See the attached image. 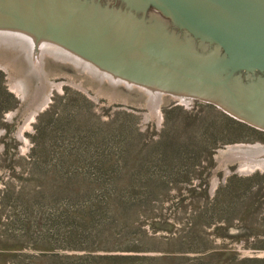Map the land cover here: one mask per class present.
<instances>
[{
	"label": "rangeland",
	"instance_id": "374dc122",
	"mask_svg": "<svg viewBox=\"0 0 264 264\" xmlns=\"http://www.w3.org/2000/svg\"><path fill=\"white\" fill-rule=\"evenodd\" d=\"M86 1L76 0L62 25L73 40L99 53L106 50L102 56L115 71L51 42L43 78H31L25 62L0 53L4 87L17 101L0 120V264H33L31 257L50 245L45 235L51 229H44L47 222L43 223V217L53 209L46 201L30 213L28 219L36 220L32 233L25 224L13 223L19 214L21 219L29 216L18 213L21 204L32 198L44 179L51 180L49 167L57 162L53 155L68 151L78 165L81 157L106 161L109 149L118 154L128 148L129 157L117 168L120 183L125 185L128 178L136 181L143 173L162 175L153 165L147 172L137 166L161 136L184 143L185 154H194L193 144L203 149L201 160L193 163L184 155L176 173L168 178V187L159 191L160 199L139 210L135 222L127 223V230L134 233L126 236L116 231L119 243L98 254L144 256L151 259L147 264H160L168 258L190 264L210 254L217 256L216 264L231 256L237 260L234 264H264V151L253 148L264 146V128L240 121L212 104L180 96L183 87L172 91L178 94L173 95L156 86L159 82L192 84L171 73L162 75L161 67L178 65L194 73L209 70L207 54L191 57L197 51L194 42L175 24L149 13L142 22V12L112 0ZM142 31L140 48L133 49ZM120 32L117 49L112 46L117 42L106 40ZM158 34L161 36L156 38ZM157 41L176 52L160 49ZM143 52L148 60L141 58ZM118 67L147 74L153 85H138L139 81L122 76L124 69L118 71ZM235 78L232 82L244 96L252 95L256 83L264 85V78L258 75ZM67 92L80 110L72 107L66 114L58 110L53 117L41 120L55 99ZM84 98L87 101L83 102ZM80 102H89L91 112ZM174 108L177 112L170 111ZM110 121L115 126L107 125ZM81 127H88L90 133L79 135ZM35 159L44 170L32 174L27 163ZM19 199L25 200L20 206ZM126 242L136 247V252L116 249ZM222 254L226 256L222 258Z\"/></svg>",
	"mask_w": 264,
	"mask_h": 264
},
{
	"label": "trees",
	"instance_id": "16d2710c",
	"mask_svg": "<svg viewBox=\"0 0 264 264\" xmlns=\"http://www.w3.org/2000/svg\"><path fill=\"white\" fill-rule=\"evenodd\" d=\"M84 100L87 101L85 98L82 99L83 102ZM83 102L80 103L85 104L88 109V111L86 110L87 113L91 112L90 103ZM16 105L17 101L4 87L3 75L0 73V120L5 111L15 108ZM72 107L80 110L75 100L70 98V93L67 92L64 97L56 98L40 119L42 120L46 116L53 117L58 110H62L66 114L72 110ZM177 110L178 108H174L170 111L177 112ZM91 117L92 120H96L94 115ZM107 125L115 126L114 121L108 122ZM88 127L87 129L81 127L77 132L79 135H88L90 133ZM88 145L85 147L86 153ZM193 148V155L185 154L186 146L184 143H180L173 137L167 139V137L161 136L155 143L152 153L148 152L144 158L141 157L137 166L142 167L143 172H147L146 169L153 165L158 171H161L162 175L154 176L148 172L147 174L143 173L136 181L131 177L128 178L125 185L120 183L117 168L120 162L123 163L129 157L128 148L124 151L121 150L118 154L109 149L107 153V157H109L106 161L104 159L97 162L94 160L86 161L81 157L77 161L78 165H74L72 162L70 152L64 150L61 156L53 155L56 156L57 162L49 167L48 173L52 176L51 180L44 179L43 186L32 193L31 199L21 204V210L18 208L20 210L18 213L29 216L24 215L25 217L21 219L22 215L19 214L15 218L17 222L10 224H25L26 227L28 226V232L32 233L33 228H36L34 225L36 220L28 219L30 213L38 208L39 204L46 201L53 209L52 212L49 211L51 212L50 215L43 217V223L47 222L44 229L46 227L48 231L49 227L51 229L50 234L45 235V240L50 242V245L46 246L48 249L41 250L43 252H40L38 256L31 257L33 264H147L146 262L151 261V259L144 256L132 254L102 255L98 253L107 252L110 250L107 249L109 248L107 246L119 243L115 238L117 237L116 231H123L126 236L134 233V231L127 230V223L131 219L135 222V216L139 210L160 199L159 191L168 187V178L176 173L184 155L190 157L193 163L201 160L200 156L203 149L200 150L194 144ZM80 151L83 150L80 149ZM34 161L27 163L31 173L42 172L44 170L43 165L36 159ZM64 172L65 174H63ZM22 201L25 200L19 199L17 205L20 206ZM56 207L59 208L56 209ZM33 212L35 213V211ZM26 221L28 222L26 223ZM122 246L116 249L128 253L136 252L137 249L132 247L129 242L122 244ZM56 251L65 252L62 254ZM223 256L226 254L221 255L222 258ZM217 260V256L210 254L207 257L196 258L190 264H216ZM223 260L225 261L222 264H234L237 261L233 256L230 259L225 257ZM160 264L185 263L168 258Z\"/></svg>",
	"mask_w": 264,
	"mask_h": 264
},
{
	"label": "water",
	"instance_id": "95a60500",
	"mask_svg": "<svg viewBox=\"0 0 264 264\" xmlns=\"http://www.w3.org/2000/svg\"><path fill=\"white\" fill-rule=\"evenodd\" d=\"M75 1L0 0V53L25 62L29 77L43 78L46 50ZM112 1L126 5L129 10L142 12V22L149 13L175 24L194 42L197 51L192 53L191 57L203 58V55L207 54V61L210 62L208 59L211 55L216 56L213 59L215 61L213 64L217 63L215 73L210 71L194 73L178 65H168L160 68L162 75L171 73L177 78L189 81L195 88L205 87L208 89L228 88L230 82L236 80V75L239 77L258 75L264 78V0ZM150 6L155 9L148 10ZM121 34L120 32L108 35L106 41L110 44L113 43L112 41L116 43L118 38H122ZM143 35L144 31L132 46L133 49L140 48L139 43ZM119 44L117 42L116 46H112L118 49ZM118 51L129 53L123 49ZM94 54L96 55V53ZM137 55L139 56V54ZM140 56L144 58L143 60H148L147 53L143 52V55ZM87 60H90L88 56ZM165 83H159L160 85L156 86L166 90L167 93L178 95L172 91L176 88L180 89V86L176 84L174 87L168 88ZM137 84L143 87L153 85L140 82ZM180 91V96H188L212 104L240 121H246L258 128H264L235 114L215 99L203 98L187 91ZM253 148L264 151V146Z\"/></svg>",
	"mask_w": 264,
	"mask_h": 264
},
{
	"label": "bare ground",
	"instance_id": "6f19581e",
	"mask_svg": "<svg viewBox=\"0 0 264 264\" xmlns=\"http://www.w3.org/2000/svg\"><path fill=\"white\" fill-rule=\"evenodd\" d=\"M69 30H65L63 25L59 28L58 32L56 33L54 39L52 40L53 43L59 45V46H64L68 50L74 51L84 57L87 58L89 57L90 60L95 61V63L101 64L104 69L110 70V71H115L116 69H112L110 66V62L107 63V59H105V56H102L106 50H102L100 53L93 51V49H89L86 47L84 44L79 43L76 40H73L68 34ZM158 33V32H157ZM162 33V32H160ZM161 34H158L156 38H159ZM160 41H157V46L160 49H165L169 52H176L175 48H171L168 45H161ZM58 46V47H59ZM152 52H156V47L152 45ZM96 53V55L94 54ZM214 56L212 55L207 61L209 64V71L212 73H215V68L217 67V63L213 61ZM105 62V64H103ZM206 62V63H207ZM202 66H205L201 64ZM122 67V66H121ZM206 67V66H205ZM117 69L118 71H121L124 69V71H121L122 76H126L127 78L131 80H137L142 83H149V81H153V79H150L149 76L146 75H141V73H135L131 71L130 68H120ZM207 71V70H206ZM120 73V72H119ZM163 83V82H159ZM234 82L230 83L228 85L227 90L226 89H208L205 87H199L195 88L192 84L188 85L185 83H175L179 84L178 86L183 87L182 90H189V92L193 93L194 95L203 97V98H209V99H215L218 103H220L222 106L225 108L229 109L230 111L234 112L235 114H238L244 118H247L254 124L260 125L264 127V85L262 83H256L253 90L254 92L252 95L246 94L245 96L243 95L244 93L240 94V92H237L238 86L236 84H233ZM173 82L165 83L166 87L171 88L174 87ZM177 89V88H176ZM177 91V90H174ZM237 92V93H236Z\"/></svg>",
	"mask_w": 264,
	"mask_h": 264
},
{
	"label": "flooded vegetation",
	"instance_id": "af4514ba",
	"mask_svg": "<svg viewBox=\"0 0 264 264\" xmlns=\"http://www.w3.org/2000/svg\"><path fill=\"white\" fill-rule=\"evenodd\" d=\"M118 1L123 2V0H118ZM153 9H155V8H154L153 6H150L148 10H153ZM240 92H241V91H240Z\"/></svg>",
	"mask_w": 264,
	"mask_h": 264
}]
</instances>
